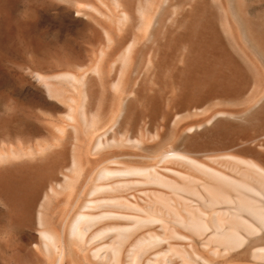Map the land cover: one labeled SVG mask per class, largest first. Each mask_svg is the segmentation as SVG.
I'll return each mask as SVG.
<instances>
[{
	"label": "bare ground",
	"instance_id": "6f19581e",
	"mask_svg": "<svg viewBox=\"0 0 264 264\" xmlns=\"http://www.w3.org/2000/svg\"><path fill=\"white\" fill-rule=\"evenodd\" d=\"M37 1L88 39L22 24L49 100L0 115V264H264V0Z\"/></svg>",
	"mask_w": 264,
	"mask_h": 264
},
{
	"label": "rangeland",
	"instance_id": "374dc122",
	"mask_svg": "<svg viewBox=\"0 0 264 264\" xmlns=\"http://www.w3.org/2000/svg\"><path fill=\"white\" fill-rule=\"evenodd\" d=\"M40 3L37 0H8L0 5V115L8 114L11 108H21L29 116L34 100L35 102L49 100L44 91L34 85L22 83L18 79L19 65L34 61L33 56L37 54V52H34L35 54L32 52L31 47L26 49V40L22 35V24L25 21H30L29 26L33 30H31V36H34L38 43L41 42V47L43 46L45 51L55 50L65 58L75 53H86L85 44L88 38L83 31H78L74 22L75 17L72 16L73 11L68 7L69 5L60 1V4L54 1L46 5ZM0 127L3 128L4 124ZM5 127L8 125L6 124ZM2 227L0 226V232L3 233L1 232L0 236L6 239L10 237L12 245L15 246L16 231ZM6 229L10 232L7 233Z\"/></svg>",
	"mask_w": 264,
	"mask_h": 264
}]
</instances>
